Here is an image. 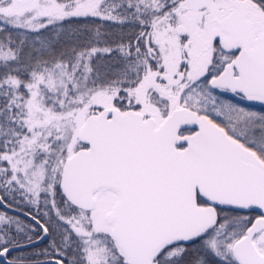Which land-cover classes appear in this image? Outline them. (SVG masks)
I'll use <instances>...</instances> for the list:
<instances>
[{"label":"snow or ice","instance_id":"snow-or-ice-1","mask_svg":"<svg viewBox=\"0 0 264 264\" xmlns=\"http://www.w3.org/2000/svg\"><path fill=\"white\" fill-rule=\"evenodd\" d=\"M0 264H264V0H0Z\"/></svg>","mask_w":264,"mask_h":264},{"label":"rangeland","instance_id":"rangeland-1","mask_svg":"<svg viewBox=\"0 0 264 264\" xmlns=\"http://www.w3.org/2000/svg\"><path fill=\"white\" fill-rule=\"evenodd\" d=\"M259 108H260V106L258 105V106H257V109H259Z\"/></svg>","mask_w":264,"mask_h":264},{"label":"trees","instance_id":"trees-1","mask_svg":"<svg viewBox=\"0 0 264 264\" xmlns=\"http://www.w3.org/2000/svg\"><path fill=\"white\" fill-rule=\"evenodd\" d=\"M257 110H261V109L259 108V109H257Z\"/></svg>","mask_w":264,"mask_h":264}]
</instances>
